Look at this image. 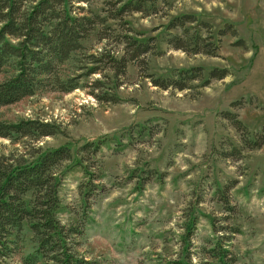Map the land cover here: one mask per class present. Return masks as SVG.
I'll return each mask as SVG.
<instances>
[{
	"label": "rangeland",
	"instance_id": "obj_1",
	"mask_svg": "<svg viewBox=\"0 0 264 264\" xmlns=\"http://www.w3.org/2000/svg\"><path fill=\"white\" fill-rule=\"evenodd\" d=\"M129 1L140 0H70L74 14L110 17L106 37L85 40L76 64L96 52L121 57L127 35L150 38L149 53L118 78L100 62L84 88L39 91L1 107L0 120L40 118L63 130L40 144L71 145L58 167L62 218L86 221L79 252L96 264H220L216 242L232 264H264V0H141L142 11L116 15ZM185 15L194 21L169 27ZM195 33L216 55L168 42ZM195 67L228 75L182 90L157 85ZM91 142L100 150L84 148ZM11 148L0 138V153ZM35 245L26 225L6 264H25Z\"/></svg>",
	"mask_w": 264,
	"mask_h": 264
},
{
	"label": "trees",
	"instance_id": "obj_2",
	"mask_svg": "<svg viewBox=\"0 0 264 264\" xmlns=\"http://www.w3.org/2000/svg\"><path fill=\"white\" fill-rule=\"evenodd\" d=\"M144 7L141 0L125 2L116 15L128 10L142 11ZM109 18L74 14L70 0H0V108L39 91L69 93L84 88V79L101 73L104 68L99 63L105 65L106 60L118 78L131 61L153 49L150 38L127 35L123 40L125 54L121 57L96 52L85 56L87 61L82 65L76 64L82 61L77 54L84 50L85 40L92 35L99 39L106 37L104 30L110 28ZM186 21L194 20L191 15L177 17L169 27L184 26ZM227 33L222 29L217 32L218 36ZM168 42L195 54L216 55L218 47H211L199 33L188 40L174 36ZM71 60L74 66L65 67ZM73 68L76 69L72 71ZM80 69L82 72H78ZM227 75L225 69L214 68L205 74L202 68L195 67L181 70L179 78L171 84L157 85L168 88L178 83L176 87L182 90L188 87L187 81L201 80V86H207L212 79ZM95 96L104 101L100 94ZM235 125L239 129L240 123ZM61 133L58 124L40 118L0 120V138L10 140L14 146L0 153V264H6V259L15 252L17 237L26 225L36 245L25 256V264H96L79 252L86 221L67 224L62 218L69 210L60 198L62 177L58 167L72 159L71 145L49 148L40 144L43 138ZM90 145L94 151L101 148L100 143L92 142L84 148ZM212 252L220 264L235 261L220 242L215 243Z\"/></svg>",
	"mask_w": 264,
	"mask_h": 264
}]
</instances>
